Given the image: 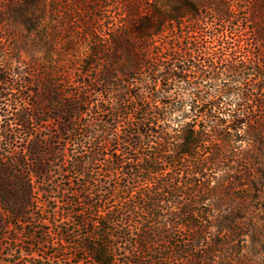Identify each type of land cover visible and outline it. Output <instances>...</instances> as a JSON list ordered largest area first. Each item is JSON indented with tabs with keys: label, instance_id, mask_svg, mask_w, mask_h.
Masks as SVG:
<instances>
[{
	"label": "trees",
	"instance_id": "trees-1",
	"mask_svg": "<svg viewBox=\"0 0 264 264\" xmlns=\"http://www.w3.org/2000/svg\"><path fill=\"white\" fill-rule=\"evenodd\" d=\"M46 1L1 0L0 32L35 31ZM154 3L126 8L129 32L108 35L113 56L95 78L89 69L102 52L90 42L64 99L57 84L43 90L30 69L12 66L0 40V135L12 125L25 134L19 149L0 152V263L4 241L26 239L42 248L9 264H236L246 248L264 264V226L245 217L254 202L264 217V122L252 126L264 112V0H250L254 27L245 33L224 0ZM204 10L220 23L208 40ZM169 34L166 57L153 53ZM115 59H124L119 71ZM130 70L139 78L116 75ZM29 87L38 104L26 108ZM34 121H52L53 133L32 137ZM248 155L261 175L252 181L243 176ZM242 229L251 245L242 238L236 252Z\"/></svg>",
	"mask_w": 264,
	"mask_h": 264
},
{
	"label": "rangeland",
	"instance_id": "rangeland-1",
	"mask_svg": "<svg viewBox=\"0 0 264 264\" xmlns=\"http://www.w3.org/2000/svg\"><path fill=\"white\" fill-rule=\"evenodd\" d=\"M224 2L226 4H231L232 9L235 10L232 20L235 28L237 27L242 33H245L254 27V25L250 23L252 15L250 0H224ZM154 5V0H90L88 2L87 0H47L42 8V21L35 31L29 33L23 27L9 26L5 28V31L0 32V40L5 42L7 52L6 58L10 60L12 66H19L21 67L20 69H25L27 72L30 69V73L33 75L32 78L40 82L38 86L43 90L48 87L49 83L57 84L58 89L63 92L62 98L64 99L75 91L76 85L74 83L75 77L78 74L77 70L80 69L82 60H84L89 53L88 46L90 45V42H99L102 52L97 64L91 66L89 69L88 77L95 78L103 70H107L110 65L108 59L110 56H113V51L107 41L108 35L120 32L127 34L129 32L128 27L133 21L132 19H126L123 17L126 8L131 7L130 9L133 8L148 12L152 10V6ZM78 7H81L82 13L78 11ZM204 12H207V15H205L206 13L204 14L205 19L203 21L206 24L205 38L208 40V35L212 32L213 28H217L220 23L215 20L209 10H204L203 13ZM103 17H107L108 19L103 26H100L98 25V20L101 21ZM78 18L83 19L84 22L89 24L87 34L85 33L87 30L82 32V25L77 21ZM90 24L92 27H90ZM184 26H186V29H183L181 34L176 33V36H181L179 42H182L183 40L186 41L187 38L185 31L188 30V23H185ZM91 32H95V34H92ZM176 36H174V38ZM171 38L173 39V36L170 34L168 37L162 38L159 43H156V49L152 50L153 53H156L157 50V52L165 54L163 57H166L168 47L167 42ZM248 49H254L253 46H250L249 42ZM256 51L263 53V48L258 47ZM120 54L121 53H118V56H120ZM115 61L114 66L117 67L116 70L119 71L124 59H115ZM116 75L123 82H132L134 81L133 78H139L138 74L131 70L123 73L117 72ZM34 88L29 87L24 91L27 98L23 102V106L26 108L38 104L37 96L39 95L34 93L36 90ZM98 89L99 88L97 87V90ZM62 103L63 101L60 99L57 102L46 104L48 107L47 110L50 111H48L47 114H44L45 116L42 118L46 119L52 117L53 111H51V109L56 108V106L58 107ZM256 121L257 123H253V127L264 122V112L258 114ZM53 125V122L49 121L43 125V127H40V125L36 124L34 121L30 126L29 132L32 137H35L36 135H46L48 137L53 133ZM12 128L13 131L8 134L7 139H4V136L0 135V152L1 154H4V156L16 147L19 149L20 144H22L25 138V134L20 132L18 127L12 125ZM262 130H264V126ZM9 143L10 146H8V151L3 153V150H7L5 146L9 145ZM243 149L244 151H247L250 147L243 145ZM253 151L256 152V150ZM245 158L246 166L243 168L244 178L252 181L261 177L259 168L253 159L250 158L249 155ZM261 191L263 200L264 186L261 187ZM250 205L249 212H247V215L245 216L248 219L246 223L249 221L251 224H254L255 227L260 229L264 226L263 221H261L264 217L262 213L258 211L261 202L250 203ZM58 226L60 225L55 223V225H50L48 227L52 230H58ZM242 230L246 235L234 239L235 243L238 242V244H240L239 247L235 249L236 252H238L240 247L243 246V242H241L242 238L245 239L244 246L251 245L250 230ZM7 234L9 236H14L13 232L10 230L7 231ZM214 239L218 240L219 238L215 237ZM29 243L32 244V246L27 245ZM39 248L41 249L42 247H39L36 243H31V241H27L26 239H23V241H19L16 244L10 243L6 240L1 245L3 256L1 257L2 262L0 264H9L14 262L15 259L25 258L26 252H37ZM249 249L248 251H251V249ZM240 250L241 252L239 254L243 255L244 258L237 259L235 262L236 264H258L260 262L262 254L252 256V252H250L248 256H245L247 248L246 250ZM49 252L52 251L50 250ZM69 252L68 249V257H71L73 252L71 255ZM60 256V259L64 258L62 255ZM35 258L39 259L37 255H35Z\"/></svg>",
	"mask_w": 264,
	"mask_h": 264
}]
</instances>
